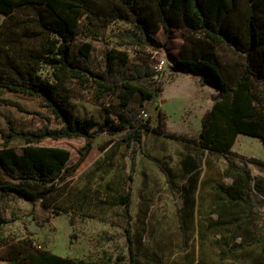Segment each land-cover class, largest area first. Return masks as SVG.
<instances>
[{
    "label": "trees",
    "instance_id": "trees-1",
    "mask_svg": "<svg viewBox=\"0 0 264 264\" xmlns=\"http://www.w3.org/2000/svg\"><path fill=\"white\" fill-rule=\"evenodd\" d=\"M14 17L22 18L13 27L10 19ZM118 21L129 26L120 34L125 40L121 47L150 48L180 73L214 90L213 104L203 116L195 141L210 153L232 155L240 134L256 137L264 146V0H0V89L39 98L58 121L54 126L46 113L1 99L38 115L44 124L24 129L10 120L8 130L1 132L0 204L14 196L33 205L41 202L47 209L59 207L63 182L86 159L97 139L120 136L133 148L128 191L119 199L128 219L129 264H139L141 246L136 244L141 238H136L132 227V191L136 152L145 132L164 134L161 118L152 127L143 116L148 103L163 91L156 78L159 61L133 59L128 49L113 47L105 54V66L94 69L91 43L81 45L80 55L72 48L79 36L98 39ZM173 31H180L183 38L176 54L166 44ZM225 47L245 57L242 72L229 70L218 52ZM44 70L50 76L43 75ZM72 83L96 101L111 99L104 124L78 113ZM49 138H84L86 143L72 164L69 148L40 144ZM250 161L264 167V160ZM159 165L172 185V169ZM182 171L187 182L179 209L183 236L189 226H195L201 238L220 236L221 261L237 258L242 264H264V221L253 225L252 216L262 204L251 198L248 170L229 161L224 177L232 182L213 184L210 198L204 195L209 182L201 178L196 160L190 157L182 162ZM21 218L14 211L11 215L0 211V245L13 249L12 264H113L110 259L86 260L38 248L27 226V235L11 243L2 229ZM199 263L191 258L189 264Z\"/></svg>",
    "mask_w": 264,
    "mask_h": 264
},
{
    "label": "rangeland",
    "instance_id": "rangeland-1",
    "mask_svg": "<svg viewBox=\"0 0 264 264\" xmlns=\"http://www.w3.org/2000/svg\"><path fill=\"white\" fill-rule=\"evenodd\" d=\"M20 18L10 19L13 27ZM125 28L129 26L118 21L98 39L79 36L72 43L73 52L80 55L81 45L91 43L90 62L94 69L105 66V54L113 47L128 49L133 59L146 58L157 64L162 54L150 48L136 45L121 47L125 40L120 34ZM171 37L167 39V49L176 54L183 38L180 31H173ZM218 52L231 72H242L245 62L243 55L228 47ZM42 74L50 76V71L44 70ZM157 79L164 91L159 93L156 100L148 103L149 123L157 127L161 118L164 134L146 131L136 152L137 169L131 211L133 230L136 238H141V242L136 244L141 246L138 263L189 264L192 258L193 261L199 260V264H242L243 260L237 258L221 261L219 235L210 234L207 238H201L195 226H189L186 236H183L179 209L184 204L183 187L187 182L182 162L189 161L190 157L196 160L201 176L204 171L210 176L217 175V179H214L216 185L232 182L231 178L224 177L229 161L246 168L251 176V198L262 204L252 214L253 225L258 226L264 221V167L250 159L264 160V146L260 139L240 134L232 155L210 153L199 147L195 140L202 129L203 116L213 104L214 90L201 86L194 77L180 73L170 64L159 72ZM145 84L150 85V81ZM71 91L81 116H93L100 124L105 123L110 98L96 101L75 83L71 84ZM1 99L19 102L31 111L44 112L50 116L54 126L58 125L54 114L39 98L0 89V147L3 144L1 132L8 130L10 120L17 128L24 129L44 124L38 115L20 111ZM173 134L175 137L171 136ZM85 143L84 138H49L40 144L69 148L73 153L71 163L75 164ZM132 154L133 148L120 136H101L74 174L63 182L59 207L47 209L41 202L33 205L14 196L3 201L0 204L1 213L11 215L14 211L22 218L6 224L2 234L14 243L27 235V226L38 248L86 260L104 258L112 260L113 264H129L128 219L119 198L128 191ZM159 163L172 169V185L168 183ZM204 179V183L212 181V178ZM204 190L208 198L214 192L208 185ZM12 250L9 246L0 245V264H12L9 259ZM192 252L195 254L188 257Z\"/></svg>",
    "mask_w": 264,
    "mask_h": 264
},
{
    "label": "built area",
    "instance_id": "built-area-1",
    "mask_svg": "<svg viewBox=\"0 0 264 264\" xmlns=\"http://www.w3.org/2000/svg\"><path fill=\"white\" fill-rule=\"evenodd\" d=\"M167 64H169V63L165 59L161 58L159 60V63L157 65L158 75H159V72L162 71L167 66ZM158 75L156 76V78L158 77ZM143 116H144V118H149V111H148V109H146V110L143 111Z\"/></svg>",
    "mask_w": 264,
    "mask_h": 264
},
{
    "label": "crops",
    "instance_id": "crops-1",
    "mask_svg": "<svg viewBox=\"0 0 264 264\" xmlns=\"http://www.w3.org/2000/svg\"><path fill=\"white\" fill-rule=\"evenodd\" d=\"M163 91H164V89H163ZM162 91V92H163ZM222 172H220V174H221ZM205 175V176H204ZM203 177H205V178H207V179H210V178H212L211 180L212 181H208L209 182V184H208V186L211 188V186H213V184H215L216 183V181L214 180V179H217V175H215V176H210V175H207L206 174V171H204L203 172V174H202V176H201V178H203ZM207 187V186H206Z\"/></svg>",
    "mask_w": 264,
    "mask_h": 264
}]
</instances>
